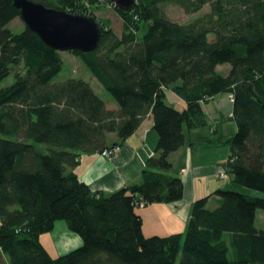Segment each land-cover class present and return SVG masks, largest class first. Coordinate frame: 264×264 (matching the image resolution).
Listing matches in <instances>:
<instances>
[{
  "label": "trees",
  "instance_id": "obj_1",
  "mask_svg": "<svg viewBox=\"0 0 264 264\" xmlns=\"http://www.w3.org/2000/svg\"><path fill=\"white\" fill-rule=\"evenodd\" d=\"M32 1L88 14L82 0ZM168 4L186 14L210 11L180 24L163 11ZM115 9L121 35L98 21V48L71 53L117 109L82 78L56 82L62 52L28 27L10 29L20 10L0 0V264H264L257 224L264 211V0H136L128 11ZM223 65L226 75L217 71ZM168 91L186 107L170 105ZM224 93L233 97L237 126L227 141L232 187L214 193V209L209 197L198 199L184 234L147 237L138 209L183 199L170 156L189 144L187 130L208 126L204 104ZM149 115L159 139L142 183L92 191L75 172L80 156L124 144ZM59 221L82 245L54 257L41 237Z\"/></svg>",
  "mask_w": 264,
  "mask_h": 264
},
{
  "label": "crops",
  "instance_id": "obj_2",
  "mask_svg": "<svg viewBox=\"0 0 264 264\" xmlns=\"http://www.w3.org/2000/svg\"><path fill=\"white\" fill-rule=\"evenodd\" d=\"M167 102L178 109L179 106L183 109L186 107V102L172 91H168ZM222 104L225 109H222ZM110 108L117 109L118 106L113 104ZM204 111L208 126L187 130L189 144L170 156L178 176L184 183L183 199L169 204L144 205L138 209L147 237L184 234L195 202L209 197V202L216 200L219 204V198L214 193L229 188L227 184L223 185L219 175L227 166L231 152V145L227 141L237 132L236 123L232 118L234 105L231 100L230 104L227 102L224 93L204 104ZM225 112L229 113L228 117L224 116ZM109 139L119 141L115 134H110ZM158 139L153 117L149 115L137 131L122 144L123 150L120 154L112 158H105L100 153L82 154L75 172L94 192L110 194L122 188L139 185L142 183L147 161L156 154ZM259 216L260 226L264 227V213L257 212V220ZM79 239L76 243L72 242L69 251L63 249L64 253L79 248L82 245V239Z\"/></svg>",
  "mask_w": 264,
  "mask_h": 264
},
{
  "label": "rangeland",
  "instance_id": "obj_3",
  "mask_svg": "<svg viewBox=\"0 0 264 264\" xmlns=\"http://www.w3.org/2000/svg\"><path fill=\"white\" fill-rule=\"evenodd\" d=\"M54 2H57L58 0H53ZM84 4H86L88 8V14L92 15V17H95L97 21H100L101 23L108 26V28H112L115 30V32L118 35H121L123 31V22L121 20V17L119 16L118 12L116 11V6L113 1L111 0H100L99 4H96V6H93L90 4L91 0H82ZM163 11L166 13V15L176 23L180 24H187L193 21L194 19L200 17L201 15L207 13L210 11V7L206 6L202 11L195 13V14H186L183 9H181L178 5L175 4H168L162 6ZM8 27L12 29L16 33H21L25 27L26 24L22 20L21 17L16 18L14 21H12ZM144 28L145 26L142 25ZM139 33L141 36L145 32V28ZM62 57L64 60V65L62 71L58 74V76L54 79L56 82L65 81L69 78H82L93 86L94 90L99 94V96L107 103L109 107H112L113 104L117 103L115 102L113 96L106 91L100 83L95 80L93 75L88 71V69L85 67L83 62L80 60L79 57L73 55L71 52H62ZM229 66L223 65L219 66L217 68V71L223 75H226L228 73ZM12 82V78H8L7 81H5L4 84H9ZM227 97V102L230 104L229 95L225 94ZM180 105V104H178ZM179 109H183L181 106H179ZM222 109H225V105L222 104ZM224 116L228 117L229 113L225 112ZM232 123V121H226ZM41 149L43 148L46 150V146L39 144ZM227 165V163H226ZM227 174V166L224 167L223 172H221L220 175ZM219 179L224 182L223 185L231 187L230 184V178L228 177L227 180L220 178ZM229 176V175H228ZM237 189L244 193H250L254 194L255 192H252L250 189H247L245 187L238 186ZM216 200H212L209 202L208 207L210 209H214L217 207ZM258 212H263V210H259ZM258 226L261 225L260 216L257 220ZM79 239V236L71 233L68 231L66 224L64 221H59L54 229L53 232L47 233L42 235L41 241L44 244V246L48 249L50 254L54 257L61 256L65 251H69L72 242L76 243ZM74 245V244H73ZM66 254V253H64ZM176 264H179V260L176 262Z\"/></svg>",
  "mask_w": 264,
  "mask_h": 264
},
{
  "label": "water",
  "instance_id": "obj_4",
  "mask_svg": "<svg viewBox=\"0 0 264 264\" xmlns=\"http://www.w3.org/2000/svg\"><path fill=\"white\" fill-rule=\"evenodd\" d=\"M20 10V17L26 27L36 33L43 42L59 52L95 51L101 41L102 30L92 16L72 14L49 8L32 0H13ZM136 0H113L115 6L130 10Z\"/></svg>",
  "mask_w": 264,
  "mask_h": 264
},
{
  "label": "built area",
  "instance_id": "obj_5",
  "mask_svg": "<svg viewBox=\"0 0 264 264\" xmlns=\"http://www.w3.org/2000/svg\"><path fill=\"white\" fill-rule=\"evenodd\" d=\"M230 99H231V101H233V97L232 96L230 97ZM122 150H123L122 145H116V146H113L111 148L105 149L101 153V155L103 157H105V158H112V157L120 154L122 152ZM228 177H229L228 174H222V175H220V178L225 179V180H227ZM143 206H144V204L141 205V207H143Z\"/></svg>",
  "mask_w": 264,
  "mask_h": 264
}]
</instances>
